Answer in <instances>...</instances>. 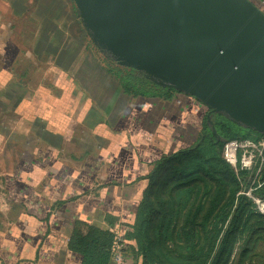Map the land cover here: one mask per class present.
<instances>
[{
    "label": "crops",
    "instance_id": "0c3cea01",
    "mask_svg": "<svg viewBox=\"0 0 264 264\" xmlns=\"http://www.w3.org/2000/svg\"><path fill=\"white\" fill-rule=\"evenodd\" d=\"M102 53L73 0H0V264H111L116 224L144 263L129 234L149 175L207 108L128 91Z\"/></svg>",
    "mask_w": 264,
    "mask_h": 264
},
{
    "label": "water",
    "instance_id": "95a60500",
    "mask_svg": "<svg viewBox=\"0 0 264 264\" xmlns=\"http://www.w3.org/2000/svg\"><path fill=\"white\" fill-rule=\"evenodd\" d=\"M73 1L120 65L195 97L209 121L222 113L264 135V11L251 0Z\"/></svg>",
    "mask_w": 264,
    "mask_h": 264
},
{
    "label": "trees",
    "instance_id": "16d2710c",
    "mask_svg": "<svg viewBox=\"0 0 264 264\" xmlns=\"http://www.w3.org/2000/svg\"><path fill=\"white\" fill-rule=\"evenodd\" d=\"M107 64L134 94L170 97L177 92L134 68ZM206 108L197 143L162 156L149 175L129 234L143 264H264V213L244 193L252 172L236 173L222 156L226 141L264 135L222 113H211L209 121ZM255 186L254 195L264 200V169Z\"/></svg>",
    "mask_w": 264,
    "mask_h": 264
},
{
    "label": "built area",
    "instance_id": "2783aa9c",
    "mask_svg": "<svg viewBox=\"0 0 264 264\" xmlns=\"http://www.w3.org/2000/svg\"><path fill=\"white\" fill-rule=\"evenodd\" d=\"M223 158L234 168L236 173L240 171L252 172L249 189L244 192L256 204L259 211L264 213V200L254 195V190L260 187L255 185L259 182L262 170L264 169V139H234L226 141L223 150ZM112 244H111V264H129L125 250L124 234L121 226L118 224L112 228Z\"/></svg>",
    "mask_w": 264,
    "mask_h": 264
},
{
    "label": "rangeland",
    "instance_id": "374dc122",
    "mask_svg": "<svg viewBox=\"0 0 264 264\" xmlns=\"http://www.w3.org/2000/svg\"><path fill=\"white\" fill-rule=\"evenodd\" d=\"M256 1V3L260 6V7H264V3L261 1V0H255ZM102 56H104V61L107 63V62H110V61H112V63L114 62H116L113 58H111V56H109L108 54H106V53H102ZM262 203H264V202H262Z\"/></svg>",
    "mask_w": 264,
    "mask_h": 264
}]
</instances>
